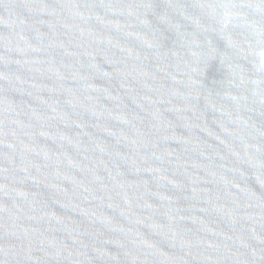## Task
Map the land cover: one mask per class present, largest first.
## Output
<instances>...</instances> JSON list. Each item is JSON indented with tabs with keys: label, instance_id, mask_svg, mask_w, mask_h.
<instances>
[{
	"label": "water",
	"instance_id": "1",
	"mask_svg": "<svg viewBox=\"0 0 264 264\" xmlns=\"http://www.w3.org/2000/svg\"><path fill=\"white\" fill-rule=\"evenodd\" d=\"M0 264H264V0H0Z\"/></svg>",
	"mask_w": 264,
	"mask_h": 264
}]
</instances>
